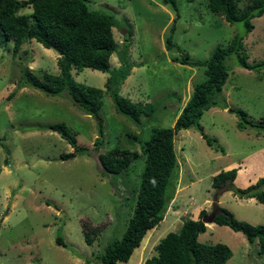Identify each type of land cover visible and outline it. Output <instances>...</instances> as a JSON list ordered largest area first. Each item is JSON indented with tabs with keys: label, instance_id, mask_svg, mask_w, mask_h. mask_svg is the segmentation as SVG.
Returning <instances> with one entry per match:
<instances>
[{
	"label": "rangeland",
	"instance_id": "obj_1",
	"mask_svg": "<svg viewBox=\"0 0 264 264\" xmlns=\"http://www.w3.org/2000/svg\"><path fill=\"white\" fill-rule=\"evenodd\" d=\"M253 1L239 0L238 9ZM86 2L91 10L116 21L112 33L118 50L110 58L112 71L120 67L123 43H128L126 64L131 69L118 88L119 95L132 103L153 105V116H142L136 125L118 114L109 94H103L99 153L117 148L136 154L123 173L105 174L93 147L99 137L98 122L67 93L47 96L19 85L25 65L39 78L45 72L58 76L57 53L32 41L13 57L12 43H0V264H101L106 247L121 240L136 203L144 168L140 145L153 130L173 126L193 85L205 79L203 68L180 65V54H187L192 62L206 61L215 48L226 47L238 35L243 37L247 62H264V14L252 20L253 30L245 34L242 24L230 25L208 11L206 0H175L179 19L172 42L176 47L167 50L165 41L176 13L160 0ZM226 63L229 77L214 99L218 105L200 119L205 135L216 145L209 147L194 128L174 137L178 166L167 189L163 221L126 264H143L167 234L177 233L187 220H201V211L210 214L217 197L212 178L217 174L237 169L233 184L239 189L264 178V132L250 127L240 130L239 119L230 112H245L254 125L264 121V69L245 70L233 57ZM108 77L86 68L72 71L76 83L100 90ZM54 124H63L88 154L61 161L60 156L73 149L59 134L45 129ZM217 198L218 207L237 221L264 226V206L255 199H240L231 192ZM209 225L198 241L226 245L232 252L227 264H264L258 240L249 244L228 227ZM85 231L94 232L90 246ZM58 237L65 248L56 244Z\"/></svg>",
	"mask_w": 264,
	"mask_h": 264
},
{
	"label": "trees",
	"instance_id": "obj_2",
	"mask_svg": "<svg viewBox=\"0 0 264 264\" xmlns=\"http://www.w3.org/2000/svg\"><path fill=\"white\" fill-rule=\"evenodd\" d=\"M176 13L166 39V49L172 50L175 24L179 19L175 0H160ZM207 9L222 16L230 24H242L245 34L253 30L252 20L264 14V0H254L241 10L239 0H206ZM30 10L29 13H22ZM116 27L114 17L89 8L86 0H0V43H12V56L16 57L24 44L35 41L47 50L57 53L59 75L43 73L39 78L27 67L22 68V80L19 85H29L47 96H60L67 93L73 103L86 115L98 122V135L93 143L94 151L105 174L119 175L126 171L136 156L128 150L113 149L106 154L99 153L103 138V128L99 118L103 94H109L115 110L136 125H140L142 116H153V105L132 103L121 97L118 88L128 78L130 67L126 64L128 43H123V56L120 67L111 70L110 58L117 54L118 45L113 38ZM130 37L128 35L127 39ZM242 36H234L226 47L215 48L206 61L192 62L187 54H180L177 61L182 66L203 68L205 79L193 85L192 94L177 116L173 126L167 129H155L149 139L140 145L144 158V168L136 203L121 240L106 247L100 257L101 264H126L135 251L145 241L147 235L162 221L167 204V189L178 166L174 151V137L182 130L194 128L209 147L216 145V140L205 135L200 125L204 112L218 105L214 99L222 93L228 80L226 61L235 58L236 64L248 71L261 72L264 62L250 65L244 53ZM180 53V50L177 48ZM108 73L104 90L86 87L72 79V71L82 69ZM223 109H227L223 103ZM238 119L240 130L256 128L264 132V121L254 125L241 110L230 111ZM45 129L56 132L73 149V153L61 155V161L87 155L88 150L77 146L75 137L63 124H54ZM237 169L221 172L212 178V188L216 196L231 192L240 199H255L264 206V178L246 189L234 186ZM216 197V198H217ZM218 199V198H217ZM214 223L228 227L235 233L242 234L249 244L258 240V253L264 254V226H252L237 221L225 209L218 208ZM208 213L201 211L200 219ZM206 232L201 220L185 221L177 233H169L155 246V255L143 264H227L232 258L231 250L223 244L208 246L200 243L198 237ZM94 232H84L88 246L92 245ZM56 244L66 247L61 237Z\"/></svg>",
	"mask_w": 264,
	"mask_h": 264
},
{
	"label": "water",
	"instance_id": "obj_3",
	"mask_svg": "<svg viewBox=\"0 0 264 264\" xmlns=\"http://www.w3.org/2000/svg\"><path fill=\"white\" fill-rule=\"evenodd\" d=\"M214 201H215V203L212 205V211H211V213L201 219V222L204 225H209V224H213L214 223V219H215L216 214H217L216 211L219 208L218 207V204H216V201H217V198L216 197H215Z\"/></svg>",
	"mask_w": 264,
	"mask_h": 264
},
{
	"label": "crops",
	"instance_id": "obj_4",
	"mask_svg": "<svg viewBox=\"0 0 264 264\" xmlns=\"http://www.w3.org/2000/svg\"><path fill=\"white\" fill-rule=\"evenodd\" d=\"M249 201H251V200L249 199ZM208 226H210V225H207V227H206V231L208 230Z\"/></svg>",
	"mask_w": 264,
	"mask_h": 264
}]
</instances>
